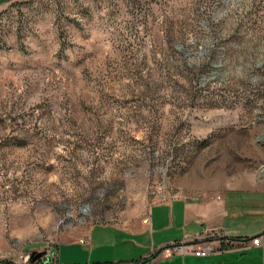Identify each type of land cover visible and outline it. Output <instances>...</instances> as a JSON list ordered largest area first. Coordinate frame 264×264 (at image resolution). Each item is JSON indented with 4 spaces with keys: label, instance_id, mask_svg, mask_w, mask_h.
Returning <instances> with one entry per match:
<instances>
[{
    "label": "rangeland",
    "instance_id": "374dc122",
    "mask_svg": "<svg viewBox=\"0 0 264 264\" xmlns=\"http://www.w3.org/2000/svg\"><path fill=\"white\" fill-rule=\"evenodd\" d=\"M263 136L264 0H0V264L264 188Z\"/></svg>",
    "mask_w": 264,
    "mask_h": 264
},
{
    "label": "crops",
    "instance_id": "0c3cea01",
    "mask_svg": "<svg viewBox=\"0 0 264 264\" xmlns=\"http://www.w3.org/2000/svg\"><path fill=\"white\" fill-rule=\"evenodd\" d=\"M147 223L93 225L82 238L59 244L58 264H264V188L206 192L152 205ZM184 245L178 251L173 245ZM215 247L206 256L193 249ZM83 251L84 262L73 252Z\"/></svg>",
    "mask_w": 264,
    "mask_h": 264
},
{
    "label": "built area",
    "instance_id": "2783aa9c",
    "mask_svg": "<svg viewBox=\"0 0 264 264\" xmlns=\"http://www.w3.org/2000/svg\"><path fill=\"white\" fill-rule=\"evenodd\" d=\"M263 168L261 170H263ZM147 221H148V217L144 219V223H147ZM262 240H264V231L260 235L252 237L250 241L252 244L258 245L262 242ZM81 242H84V240H81ZM173 247L177 249L178 251H181L183 250L184 245L177 244V245H173ZM215 250H216L215 247L211 245H205L201 248L193 249L192 253L196 256H206L209 253L214 252ZM56 254H57V251H56ZM56 254L55 252H52V251H49V252L45 251L44 254H42L40 257L36 258L35 260H32L31 254H28V255L18 254L16 256V259H17L16 263L17 264H58ZM6 258L7 256L4 253L0 252V260L6 259Z\"/></svg>",
    "mask_w": 264,
    "mask_h": 264
},
{
    "label": "water",
    "instance_id": "95a60500",
    "mask_svg": "<svg viewBox=\"0 0 264 264\" xmlns=\"http://www.w3.org/2000/svg\"><path fill=\"white\" fill-rule=\"evenodd\" d=\"M42 254H44V251H41V252L34 251V252H32L31 253L32 260H35L36 258L40 257Z\"/></svg>",
    "mask_w": 264,
    "mask_h": 264
},
{
    "label": "bare ground",
    "instance_id": "6f19581e",
    "mask_svg": "<svg viewBox=\"0 0 264 264\" xmlns=\"http://www.w3.org/2000/svg\"><path fill=\"white\" fill-rule=\"evenodd\" d=\"M264 137V136H263ZM263 168V167H262ZM263 171H264V168H263Z\"/></svg>",
    "mask_w": 264,
    "mask_h": 264
}]
</instances>
